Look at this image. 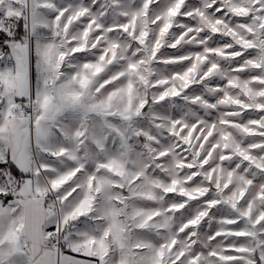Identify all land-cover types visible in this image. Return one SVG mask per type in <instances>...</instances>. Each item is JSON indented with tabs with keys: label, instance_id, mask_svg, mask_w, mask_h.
I'll return each instance as SVG.
<instances>
[{
	"label": "snow or ice",
	"instance_id": "1",
	"mask_svg": "<svg viewBox=\"0 0 264 264\" xmlns=\"http://www.w3.org/2000/svg\"><path fill=\"white\" fill-rule=\"evenodd\" d=\"M0 34V264H264V0H0Z\"/></svg>",
	"mask_w": 264,
	"mask_h": 264
},
{
	"label": "rangeland",
	"instance_id": "2",
	"mask_svg": "<svg viewBox=\"0 0 264 264\" xmlns=\"http://www.w3.org/2000/svg\"><path fill=\"white\" fill-rule=\"evenodd\" d=\"M3 38V36H2V34H0V39H2ZM171 51V50H170ZM9 199H10V197H9Z\"/></svg>",
	"mask_w": 264,
	"mask_h": 264
},
{
	"label": "trees",
	"instance_id": "3",
	"mask_svg": "<svg viewBox=\"0 0 264 264\" xmlns=\"http://www.w3.org/2000/svg\"><path fill=\"white\" fill-rule=\"evenodd\" d=\"M0 167H2V166H0ZM15 171V170H14Z\"/></svg>",
	"mask_w": 264,
	"mask_h": 264
}]
</instances>
